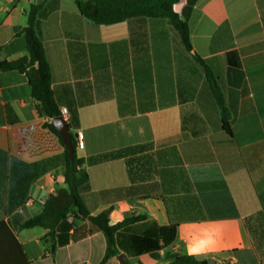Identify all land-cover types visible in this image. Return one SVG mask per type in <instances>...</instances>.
I'll return each mask as SVG.
<instances>
[{"label":"crops","instance_id":"crops-1","mask_svg":"<svg viewBox=\"0 0 264 264\" xmlns=\"http://www.w3.org/2000/svg\"><path fill=\"white\" fill-rule=\"evenodd\" d=\"M35 4L54 100L82 135L83 202L111 225L140 217L118 229L104 264H261L247 220L264 192V0H196L190 52L164 18L95 24L75 0H0V62L28 56L22 31ZM194 55L216 78L230 133ZM50 120L25 73L0 69V264L104 257L102 232L50 252L46 229L21 227L66 187ZM83 223L70 214L56 233Z\"/></svg>","mask_w":264,"mask_h":264},{"label":"trees","instance_id":"trees-1","mask_svg":"<svg viewBox=\"0 0 264 264\" xmlns=\"http://www.w3.org/2000/svg\"><path fill=\"white\" fill-rule=\"evenodd\" d=\"M83 16L95 24H113L122 22L133 17L164 18L171 25L186 51L192 50L189 42L188 19L196 0H185V5L180 12H175L173 7L182 0H75ZM39 4L32 5L28 13L27 26L23 29L26 50L28 56H24L16 61H1V70H16L24 72L31 87V96L35 102V107L40 116L48 119L59 116L60 111L54 100L51 90V79L48 63L45 59L43 46L36 35L35 24ZM195 60L201 66L206 85L210 89L216 105L220 111L222 128L231 132V117L226 108L223 96L218 87L217 81L209 67L196 55ZM74 116L68 122L72 127ZM59 138L64 151L62 154L64 174L63 182L65 188H61L55 195H50L44 201V209L41 214L31 217L21 224L22 228L41 227L47 230L44 239L50 242V252H54L57 246H61L69 240H79L95 232H102L106 241V251L99 264H104L108 259L116 256L115 234L122 226L139 220L140 217L126 219L120 223L111 225L107 212L98 215H91L86 208L82 193L88 189V175L83 168V159L77 157V138L71 133V142L74 147V155L68 157V151L63 145L62 139L50 120L45 124ZM261 210L255 217L247 220L249 231L257 245L255 233L257 229L253 224L259 222L262 234H264V192L260 193ZM73 214L75 218L84 221L82 225L73 226V232L69 236L56 233L59 223ZM195 263L206 264V261H197L194 257L181 256L176 258L173 264ZM122 264H127L122 262ZM220 264H231L223 262Z\"/></svg>","mask_w":264,"mask_h":264},{"label":"water","instance_id":"water-1","mask_svg":"<svg viewBox=\"0 0 264 264\" xmlns=\"http://www.w3.org/2000/svg\"><path fill=\"white\" fill-rule=\"evenodd\" d=\"M184 5H185V2L180 1L174 5L173 10L175 12H180ZM51 121L54 127L56 128V130L58 131L62 139L63 145L66 147L68 151V157L72 158L74 155V147L71 142V133H70L69 126H68L66 119L62 115H59V116L53 117ZM208 261L209 263L211 262L210 260Z\"/></svg>","mask_w":264,"mask_h":264},{"label":"rangeland","instance_id":"rangeland-1","mask_svg":"<svg viewBox=\"0 0 264 264\" xmlns=\"http://www.w3.org/2000/svg\"><path fill=\"white\" fill-rule=\"evenodd\" d=\"M185 2V0H182ZM183 8V7H182ZM259 222L254 221L253 224L255 228L257 229V232L255 233L256 241H257V251L260 259V263L264 264V234H262L261 228L259 226Z\"/></svg>","mask_w":264,"mask_h":264},{"label":"built area","instance_id":"built-area-1","mask_svg":"<svg viewBox=\"0 0 264 264\" xmlns=\"http://www.w3.org/2000/svg\"><path fill=\"white\" fill-rule=\"evenodd\" d=\"M60 115H62V116L66 119L67 111H66L65 108H63V109L60 110ZM81 139H82V135H81V133L79 132V133L77 134V146H81V145H82Z\"/></svg>","mask_w":264,"mask_h":264}]
</instances>
